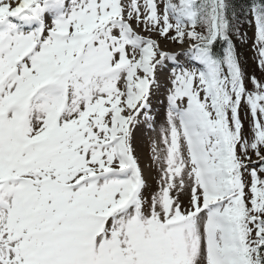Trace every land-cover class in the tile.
<instances>
[{"label":"snow or ice","instance_id":"obj_1","mask_svg":"<svg viewBox=\"0 0 264 264\" xmlns=\"http://www.w3.org/2000/svg\"><path fill=\"white\" fill-rule=\"evenodd\" d=\"M0 264H264V0H0Z\"/></svg>","mask_w":264,"mask_h":264},{"label":"rangeland","instance_id":"obj_2","mask_svg":"<svg viewBox=\"0 0 264 264\" xmlns=\"http://www.w3.org/2000/svg\"><path fill=\"white\" fill-rule=\"evenodd\" d=\"M244 31L247 32L248 37H251L253 34V28L245 26ZM165 47H171L172 43L169 42H162ZM251 39H248L246 43L240 44V53L242 54L243 60L246 62L245 67L249 74H252L253 72L256 73V75H260L259 70L256 67V64L254 60L252 59L254 53L251 48ZM251 87V85H249ZM165 118L162 119V123L164 122ZM155 127L158 129L159 125H155ZM248 128L247 120H245V129ZM157 135V132H153L150 129L147 128L146 132L142 135V137L137 141L136 144L138 147V152L141 157V165L143 166L144 163H146V171H145V178L148 184L147 189L145 190V196H149L157 187V172L155 170V166L153 165L152 157H151V142L152 139L155 138Z\"/></svg>","mask_w":264,"mask_h":264},{"label":"trees","instance_id":"obj_3","mask_svg":"<svg viewBox=\"0 0 264 264\" xmlns=\"http://www.w3.org/2000/svg\"><path fill=\"white\" fill-rule=\"evenodd\" d=\"M231 3L235 7L236 11L239 12L242 9L246 11L253 4H259L260 0H231ZM241 22L243 23V21H241ZM240 46L241 45L238 42L239 51L241 50ZM223 48H224V45L222 42L217 45V51L218 52H222Z\"/></svg>","mask_w":264,"mask_h":264},{"label":"bare ground","instance_id":"obj_4","mask_svg":"<svg viewBox=\"0 0 264 264\" xmlns=\"http://www.w3.org/2000/svg\"><path fill=\"white\" fill-rule=\"evenodd\" d=\"M169 48V47H168ZM170 49V48H169ZM161 93V91H159V93L157 94V95H159ZM156 95V96H157ZM161 102V101H160ZM160 111H159V113H158V115L156 116V125L158 124V125H160V124H162V119H163V117H164V112H163V107H162V105L160 106ZM146 165V163H144L143 164V166H145Z\"/></svg>","mask_w":264,"mask_h":264}]
</instances>
